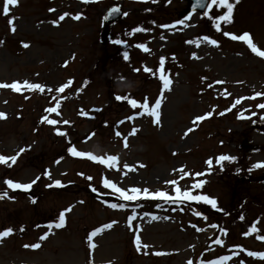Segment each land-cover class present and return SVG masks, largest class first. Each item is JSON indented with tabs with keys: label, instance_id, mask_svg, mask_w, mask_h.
<instances>
[{
	"label": "rangeland",
	"instance_id": "374dc122",
	"mask_svg": "<svg viewBox=\"0 0 264 264\" xmlns=\"http://www.w3.org/2000/svg\"><path fill=\"white\" fill-rule=\"evenodd\" d=\"M114 4H121L126 15L112 27L109 42L103 46L102 14ZM2 7L0 0V83L27 80L41 84L44 91L0 88V112L5 114L0 119V156H16L25 149L15 162L9 159L0 164V192H8L0 199V231L13 229L9 236L0 238V264H187L189 260L201 264L220 256L231 257L225 264H240L241 260L244 264H264V260L240 251L264 252V240L257 239L264 235V211L255 215L252 204L264 207V182H252L264 173V107H258L264 105V57H257L242 41L223 35L249 32L264 51V0H238L231 23L221 22L220 32L197 13L186 21L187 27H157L186 16L181 0H18L8 16L2 14ZM223 11L214 7L211 14ZM64 13L69 15L54 25L52 21ZM77 14L79 18L73 19ZM13 16L17 17L14 32L7 23ZM135 27L151 31L132 33ZM202 36L217 40L218 46L186 43ZM115 40L123 43L115 44ZM22 42L29 47H22ZM138 43L145 44L149 52L136 48ZM124 52L129 54L127 61ZM193 52L198 58H192ZM162 56L163 71L172 83L161 96L156 70ZM144 67L153 71L146 73ZM69 80L72 83L57 93L56 89ZM115 96L138 103H144L146 97L149 107L161 97L159 125L147 114L126 120L142 109H132L126 100L116 101ZM48 107H57L59 115L46 113ZM206 113L211 115L195 121ZM42 116L58 123L48 125ZM118 121L124 122L114 127ZM133 128L137 131L129 135ZM56 129L66 135H57ZM247 143L261 146V151L245 152L242 146ZM69 146L104 159L115 155L116 166L73 157L67 152ZM220 155L236 159L217 165ZM60 157L63 159L55 163ZM209 159L211 166L206 164ZM125 164L135 171L124 168ZM180 169L189 176L181 178ZM45 170L51 179L43 176ZM195 173L204 175L194 177ZM37 176L41 178L27 192L4 184L5 179L30 183ZM104 178L124 189L135 186L170 194L172 186L166 185V180L176 179L181 190H190L192 183L203 179L202 188L193 194L214 198L220 211L202 202L140 200L141 207L136 209L140 215L130 229L127 218L136 202H125V209H112L101 201H123L112 194L97 198L90 190L91 185L98 193H110L102 186ZM53 180H60L63 186L46 187ZM237 186L239 195L246 192L252 196L242 205L247 211L243 220L237 217L241 211L235 198L239 195L233 193ZM69 207L65 226L49 231L46 225ZM193 210L207 220L194 216ZM145 212L161 219L150 221V216H143ZM164 216L169 219H162ZM254 222L261 233L242 235ZM109 223L111 228L102 227ZM192 224L204 231L197 232ZM211 224L218 227L211 228ZM98 227L101 231L89 249L87 235ZM220 228L226 234L220 233ZM45 232L49 234L40 240ZM136 235L147 245L140 251L133 242ZM217 235L223 246L213 243ZM34 243L39 247H25Z\"/></svg>",
	"mask_w": 264,
	"mask_h": 264
},
{
	"label": "snow or ice",
	"instance_id": "6c2138e0",
	"mask_svg": "<svg viewBox=\"0 0 264 264\" xmlns=\"http://www.w3.org/2000/svg\"><path fill=\"white\" fill-rule=\"evenodd\" d=\"M84 3H88L89 0H83ZM153 3L156 2V0H152ZM238 0H207V3H204V0H194V3L192 4V12H189L188 15L184 16L183 19L177 20L172 24H163V25H157V27L163 28V29H175L176 25H183L185 27L189 26L188 24H186V21L190 18V16L196 11L197 8H203L204 11L202 13L203 17L208 18L210 21L213 22V27L215 28V31L220 32L221 31V22L223 23H231L232 21V15H233V10H234V3H237ZM18 5V0H3V7H2V14L5 16H8L9 11H10V7H14ZM215 7V9L217 11H219L220 9H223V13L219 14V15H215L213 16L211 14L212 9ZM50 12L54 11L53 9H49ZM120 12V9L118 6H115L113 8H111L109 10V15L112 14H116ZM69 13H64L62 15H59L57 20L52 21V23L58 24L60 21H63L65 19L66 16H68ZM124 15H126V13H124ZM73 19H78L79 18V14H77L76 16L72 17ZM107 18V17H105ZM17 19V17H10L7 20V23L9 25V29L10 31H15V27H14V20ZM151 31V29L148 28H143V27H135L131 30L132 33H137V32H149ZM223 35L225 37L230 38L233 41H242L247 48L254 53L257 57H264V51H262L259 47H257V45L253 42V39L250 35L249 32H243L242 34L236 35V34H232L229 32H224ZM161 40L165 39L164 35L160 36ZM201 42H207L210 45L213 46H218V41L215 39L210 38L209 36H202L200 37L197 41H186V43H195L197 47H199ZM0 43H2V41H0ZM115 44H122L123 42L121 40H115L114 41ZM136 48L142 50L143 52H149V49L145 46V44L143 43H138L136 45H134ZM22 47L27 48L29 47V44L27 43H23L22 42ZM192 58H198L196 56V53L193 52L192 54ZM174 58V57H173ZM123 59L125 61H127L129 59V54L128 52H124L123 53ZM165 65V57H160L159 58V68H157V72L159 73V80L161 82V96L163 95L165 90L169 89L170 84L172 83V81L168 78V75L163 71ZM133 71H138V69H133ZM143 71L146 73H151L153 70L151 68L148 67H144ZM202 80L205 79L204 77L201 78ZM72 83L71 80L68 81L67 84L62 85L61 87H58L56 89L57 93H62L64 91V89L66 87H68L70 84ZM214 83H221L220 81H216ZM208 87H212L211 84L208 85ZM0 88H9L14 92H21L23 89H27V90H38L43 92L44 91V87L39 84V83H31L27 80L23 81V82H18V81H13L12 83H0ZM49 92L52 91L51 88L48 89ZM79 91V90H77ZM257 96L260 95V93H256ZM55 99V97H54ZM114 99L116 101H122V100H126L128 105H130V107L132 109H142V112H136L133 115L127 116L125 119L128 121L133 120L136 116L142 115V114H147L148 116H150L152 118V123L154 125H159L160 123V106H161V97H157L154 101V103L151 104V106L149 107V104L147 102V98L145 97V102L144 103H138L136 99H130L128 97H121V96H115ZM236 103H239V100L236 101ZM59 106V100H57V107ZM57 107H48L45 109L46 113H57V115H59V113L57 112ZM258 107H264V105H258ZM211 113H206L204 116H198L195 118V121H200L205 119V116H210ZM5 114L3 112H0V119L4 118ZM42 122L48 124V125H56L58 123L57 120L55 119H49L47 116H42L41 117ZM194 121V122H195ZM124 121H118L117 124L114 127H118L119 124L123 123ZM63 123L67 124L68 121H63ZM192 129H188V131H191ZM137 131V129L133 128L132 131L129 133V135L134 134ZM56 134L60 135V136H65L66 133L63 131H60L59 129H56ZM187 134V133H186ZM115 135L119 136L120 133L116 132ZM126 141V137L123 138ZM126 146V144H125ZM25 149L21 148L19 150V152L17 153L16 156H12V157H4V156H0V164H4L6 163L9 159L12 162L16 161L17 156L24 152ZM67 152L73 156V157H86L87 159L91 160V161H95L98 162L101 165H106L107 167L111 168V167H115L116 166V162L118 157L115 155H110L107 156V159L101 158L99 156L93 155L91 153H85V152H81V151H77L75 149L74 146H69L67 148ZM63 159V157H60L57 161H55V163H59V160ZM235 157L232 156H228V155H220L216 158L215 163L217 165L221 164L222 161H231V160H235ZM206 164L211 166L212 165V160L209 159L208 161H206ZM9 167H11V165H8ZM260 165H253V167H258ZM139 167H144L143 164H140ZM124 168L128 169L129 171H135L134 167H131L127 164L124 165ZM173 171H177L176 169H174ZM179 171H181L182 176L183 177H188L189 173L186 171H183V169H180ZM79 175H83L82 173H80ZM204 175V173H195L193 174V176H202ZM43 176L45 178H49L50 177V173L48 170H45L43 172ZM41 177L37 176L35 179H33L30 183H19V182H13V180L11 179H5L4 180V184L7 185L8 188L12 189V190H22L27 192L28 190L31 189L32 185H34ZM88 180H91V177H85ZM166 185H171V194L168 191L165 190H155V191H151L148 188H139V187H131L128 189H124L121 187H118L116 183L112 182L110 179H102V186L105 189H110L111 192L110 193H98L97 189L92 187L91 185L90 190L94 193H97V197L99 198L101 195H105V194H112V195H116L117 199L120 201H123L121 203H109L107 201H101L102 203H107V206L112 208V209H125L128 207V204L125 202H136L135 203V207L132 208L131 210V214L128 216V226L130 229H132L133 226V221L138 217V215H140L139 213H137L136 209L141 207V205L139 204L140 200H151V201H163L165 203L168 204H183L185 202H197L200 203L202 202L205 205H210L212 209L220 211V209L217 208V202L214 198H210L208 195L206 194H193L194 190H199L202 188L203 184L205 183V181L203 179H200L198 181H195L194 183H192L191 185V189H185V190H181V188L179 186H177L178 182L176 179H172V180H166L164 182ZM53 185L57 186V187H62V182L60 180H53L51 184L46 185V187H52ZM8 196V192L4 191V192H0V199H3L4 197ZM34 202V201H33ZM157 208H160L161 205L159 203L156 204ZM70 207L66 208L62 211L59 212L58 217L53 221V222H49L46 225V228L50 231L52 229H60L62 227L65 226V213L70 211ZM193 215L197 216V217H202L204 220H207L206 216H203V214L199 211H195L193 210ZM144 217H148L150 216V221H156L158 219H161V217H158L156 215H151L150 213H143ZM162 219L167 220L169 219L168 216H164L162 217ZM239 219L243 220L244 217L241 216L239 217ZM112 223H115L114 221ZM112 224H105L102 227L104 229H108L111 228ZM192 228H194L197 232H201L204 231L203 228H199L197 227L196 224H192L191 225ZM209 227L211 228H217L218 226L216 224H211L209 225ZM135 229L137 232H139L140 230V225L136 224L135 225ZM23 230V228L21 227V231ZM256 227H255V222L253 223V226H251L247 232L242 233V235L247 236L249 233L251 232H256ZM13 229L12 228H7L3 231H0V238H4L9 236L12 233ZM101 231V228H96L94 231L90 232L87 235V241H88V247L89 249L94 247V244L92 243L93 237L95 235H97V233H99ZM220 233L222 234H226V230L223 228L219 229ZM48 232H45L43 235H41L39 237L40 240H43L46 238V236L48 235ZM257 239L259 240H264V235H258ZM134 244L136 245L137 251L141 250V247H147V245H142L141 244V239L139 235H136L134 238ZM213 243L215 245H220L223 246V240L220 238L219 235H217V237L215 238V240L213 241ZM25 247H31V248H37L39 247V243H34L32 245H25ZM236 248H239L240 246H234ZM240 251H245L246 255L249 257H258L262 260H264V252H256V251H247L244 249H240ZM156 255H160L162 253H155ZM233 255H238L237 252H233ZM231 257L230 256H220L217 259H213V260H206V261H202L201 264H225L226 261L230 260ZM187 264H193L192 260H189L187 262ZM240 264H244V262L241 260Z\"/></svg>",
	"mask_w": 264,
	"mask_h": 264
},
{
	"label": "water",
	"instance_id": "95a60500",
	"mask_svg": "<svg viewBox=\"0 0 264 264\" xmlns=\"http://www.w3.org/2000/svg\"><path fill=\"white\" fill-rule=\"evenodd\" d=\"M189 6H191V3L189 4ZM108 16H110L109 15V12H108V14H106V17H108ZM120 16V14H118V16H117V14L116 15H114V19L113 20H111V21H109L108 23H110V22H112V21H114L115 19H117L118 17ZM107 34H108V27L106 28V30H105V32H104V37H106L107 36Z\"/></svg>",
	"mask_w": 264,
	"mask_h": 264
}]
</instances>
